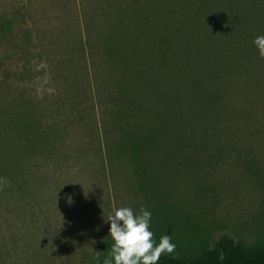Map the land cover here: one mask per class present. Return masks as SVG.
<instances>
[{
  "label": "rangeland",
  "instance_id": "obj_1",
  "mask_svg": "<svg viewBox=\"0 0 264 264\" xmlns=\"http://www.w3.org/2000/svg\"><path fill=\"white\" fill-rule=\"evenodd\" d=\"M130 1L0 0V13L21 23L15 34L31 35L28 46L0 40V109L14 118L32 112L42 137L28 146L16 134L0 137V180L10 182L0 190V264H97L112 244L106 218L122 206H144L157 243L169 235L187 255L223 234L247 246L264 241V140L255 121L233 116L239 138L207 149L193 170L151 165L153 179L98 155L108 95L122 76L104 44ZM27 50L47 62L55 94L36 98ZM239 91L237 109L247 100ZM212 151L219 156L210 160Z\"/></svg>",
  "mask_w": 264,
  "mask_h": 264
},
{
  "label": "trees",
  "instance_id": "obj_2",
  "mask_svg": "<svg viewBox=\"0 0 264 264\" xmlns=\"http://www.w3.org/2000/svg\"><path fill=\"white\" fill-rule=\"evenodd\" d=\"M148 1L152 7L143 8ZM162 5L163 0H131L125 21L114 20L104 44L110 62L121 65L122 76L108 95L98 155L112 165L130 163L146 179H153L151 165L176 170L179 163L193 170L207 149L235 141L241 130L235 129L233 116L255 121L256 137L264 140V59L253 44L264 35V0ZM20 26L16 15L0 13V40L28 46V29L22 39L15 34ZM33 60L27 50L24 67L31 80L41 74L33 71ZM237 90L247 98L239 109L231 98ZM3 112L1 139L10 141L16 134L28 146L42 138L33 130L32 112L17 118ZM213 152L210 160L219 156ZM158 264H264V241L247 246L223 234L194 254H164Z\"/></svg>",
  "mask_w": 264,
  "mask_h": 264
},
{
  "label": "clouds",
  "instance_id": "obj_3",
  "mask_svg": "<svg viewBox=\"0 0 264 264\" xmlns=\"http://www.w3.org/2000/svg\"><path fill=\"white\" fill-rule=\"evenodd\" d=\"M253 44L258 49L260 58L264 59V35L255 37ZM31 63L33 71L41 73L34 81L36 98L43 99L45 95L55 94L56 89L50 86L51 76L47 62L37 63L33 60ZM4 187H10L6 178L0 180V190ZM151 217L152 213L144 206L138 212L128 206L114 207L106 218V221H110L109 236L112 244L102 264H158L162 255L173 254L176 244L172 242L171 236L163 235L158 243L155 240L151 231ZM220 259H224L222 254ZM96 260L97 264H101L99 253Z\"/></svg>",
  "mask_w": 264,
  "mask_h": 264
}]
</instances>
